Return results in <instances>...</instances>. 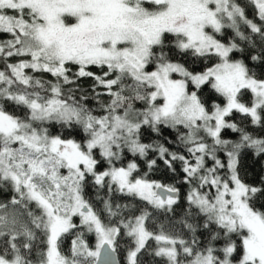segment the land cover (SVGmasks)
I'll return each mask as SVG.
<instances>
[{"label": "snow or ice", "instance_id": "obj_1", "mask_svg": "<svg viewBox=\"0 0 264 264\" xmlns=\"http://www.w3.org/2000/svg\"><path fill=\"white\" fill-rule=\"evenodd\" d=\"M0 37V264H264V0H0Z\"/></svg>", "mask_w": 264, "mask_h": 264}, {"label": "trees", "instance_id": "obj_2", "mask_svg": "<svg viewBox=\"0 0 264 264\" xmlns=\"http://www.w3.org/2000/svg\"><path fill=\"white\" fill-rule=\"evenodd\" d=\"M244 2L246 3L247 0H244ZM249 16L251 17V10L249 9ZM2 38V37H0ZM170 55L172 56V59L174 60H178L181 63H184L186 66L190 67V68H195V70L199 71L201 70L204 65L202 63L200 64H196L194 65L191 61L190 58L181 56L178 52H176L175 50H173L172 53H170ZM238 56L240 58H244L245 60H247V54H238ZM211 63V61L209 62ZM73 67V71H75V66ZM93 72H100V69L92 67L90 69ZM254 71H256L258 73V75H260L262 78H264V66H254ZM48 79H51L50 76L47 77ZM81 84L84 88L89 90L90 93V85L92 84V81L90 79H85L81 81ZM204 98L205 101L207 103H212V102H216L219 101L221 104L223 103V100L219 97H217L211 90H209L207 87H205L204 89ZM104 99H107L106 97ZM245 101L250 99L249 95H245L244 97ZM87 103L92 106V107H96V102L92 99H89L87 101ZM232 119H234L236 122L238 123H242L244 126L248 127V130L250 132H253V134L255 135H264V131H261L260 129H256L254 128V126L248 125L247 121L242 120L241 117L239 116V114H234ZM62 131L57 127H54L51 129V131L53 132V134H56L57 132ZM65 135H67V133L65 132ZM73 135L75 136V138L77 139H81L80 136L76 135L75 133H73ZM224 137L227 139H236V134L232 133L230 130H226L223 133ZM144 139L146 140V142H151L152 140H159L162 143L167 144L168 147L172 148L173 150H177V148L171 144L168 143L169 141H174L176 139V132L173 130H169V129H164L163 130V134L160 137L155 136L154 134H152L149 131H145V135H144ZM161 167H163L161 165ZM240 170L242 175H244L246 181L250 184H254V185H261L262 182V178H264V156H255L252 151H246L244 153H242L241 155V159H240ZM177 171H179V165H177ZM182 175V173H181ZM153 179H160V180H164L166 183H175L176 182V178L171 176V175H164L162 173H155L152 176ZM177 186L181 188V197H182V201H181V207H183V195L187 190V185H183V184H179L177 183ZM87 195L90 198L95 197V190L91 187H89L87 190ZM71 239L72 237H67L65 238L64 241V245H63V250L65 252H67V250L70 247V243H71ZM88 242L90 245L95 243V238L91 235H89L87 237Z\"/></svg>", "mask_w": 264, "mask_h": 264}]
</instances>
